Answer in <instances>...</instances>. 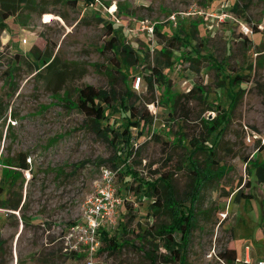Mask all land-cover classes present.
I'll return each mask as SVG.
<instances>
[{"label": "rangeland", "instance_id": "374dc122", "mask_svg": "<svg viewBox=\"0 0 264 264\" xmlns=\"http://www.w3.org/2000/svg\"><path fill=\"white\" fill-rule=\"evenodd\" d=\"M34 3L12 0L17 11L4 28L0 24V186L5 189L0 193V264H83L63 235L81 219L104 166L116 171L117 192L124 199L109 232L126 244L113 252L100 250L97 263L151 264L145 254L150 245L138 235L167 215H154L155 197L142 184L148 187L167 174L184 210L192 207L194 173L187 156L203 118L220 122L207 143L223 166L201 188L186 264H228L221 253L229 247L237 248L236 264H246L247 247L253 260L264 257V183L255 173L256 163L264 160V0H99V8L116 10L126 23L159 22L154 35L134 36L117 26L122 47H133L140 56L130 66H119L123 53L104 48L112 36L101 10L85 9L83 0ZM172 13L179 18L176 27L168 21ZM35 45L52 59L37 66L29 56ZM161 49L171 55V65H163ZM193 49L207 58L181 60L185 54L196 56ZM157 55L171 80L170 93L159 83L148 89L144 74L157 64ZM54 58L65 78L48 65ZM134 74L143 76L138 90ZM237 74L244 75L241 84L225 78ZM85 85L114 91L110 126L117 131L127 122L121 98L134 89L128 104L153 114V136L135 135L128 157L123 141L113 143L78 109V90ZM196 85L204 93L196 90L182 99L185 112L174 110L170 95H185ZM237 91L233 101L229 92ZM21 153L27 154L28 169L8 164ZM208 157L199 152L196 160L205 166ZM6 200L20 201L19 208H8L2 204ZM165 253L160 246L159 264H167Z\"/></svg>", "mask_w": 264, "mask_h": 264}, {"label": "trees", "instance_id": "16d2710c", "mask_svg": "<svg viewBox=\"0 0 264 264\" xmlns=\"http://www.w3.org/2000/svg\"><path fill=\"white\" fill-rule=\"evenodd\" d=\"M19 1L25 6H31L35 4L34 2H36L37 0ZM68 1L72 2L73 5H77L79 0ZM91 1L92 0H83L82 5L86 6ZM237 6L238 4L235 3L233 8L236 10ZM15 11H17V9L16 7L12 6V0H0V24L2 25V28H4L5 26V20L13 16ZM101 20L104 19L102 18ZM105 23L107 24L109 33L112 37L105 43L104 48H110L115 55L123 53V60H121V62L118 61L119 66L121 65V63L125 66H130L133 64L137 65L140 61L138 51L130 46L122 47V42L119 35V30L117 29V25L108 23L106 21ZM158 28L159 26L156 27V31ZM173 38L181 40L180 37L176 34ZM194 51L197 53L196 56L185 54L183 55L181 60L187 59L190 61L198 62L201 59L207 58L205 55H201L199 50ZM160 54L162 56H166V60L163 61V65L165 64L169 66L172 64V62L170 61L171 55L168 51L166 52L165 49H161ZM161 55H157L156 65H153V67L148 66L149 73H145L144 77L147 82L148 89L153 90L155 84L159 83L160 85H165L166 91L170 93L171 80L168 79L163 73L162 66L160 65ZM22 56L23 55L19 53L15 54L16 58H21ZM29 56H32L34 58V62L37 63V66L39 65V62L44 63L52 59V54H48L47 51L40 49L36 45L30 49ZM56 60L57 59L54 58L48 65L50 66V68L53 67V69L59 72L60 75L62 74L63 78H65L67 76V73L65 71L62 72V70H59V68L56 67ZM225 76V78H229L228 82H231L232 84H241L244 80V75L242 74H237L234 77L230 75ZM228 84L232 86V84ZM196 90L201 94L204 93L203 88L196 85L194 89H192L185 95H170V103L174 107V110L181 108V110L185 112L186 106L185 103H182V99L186 102L187 97L194 94ZM134 92V89L128 88L126 94L121 98L120 101L122 113H124L127 118V122L124 124L122 131H117L115 128H112L110 126L111 116L109 109L112 103L116 100V94L112 89L107 90L98 88L94 85H85L78 90L77 97L78 109L87 117L92 118L96 123L95 126L96 128H98V131L106 136V138L111 139L113 143L114 141H123V143H125V146L124 148H122V152H125L126 149L128 157H130L132 154L131 152H129V150L133 146L135 135L143 136L147 130V127H150L153 123V114L147 108L139 110L134 107V105L128 104V100L133 97V95L135 94ZM229 94L233 101H235L239 92H236L237 95H234L233 92H229ZM208 108L211 110H215L212 109L213 107L210 105ZM202 124L203 128L201 129V133L197 137H193L191 140V144L193 147L190 150L189 156H187L189 157L191 163L190 169L194 173L193 186H195V191L192 194V207H190L187 211L184 210V208L180 204V201L175 196V190L173 185L171 184V176L167 174L162 175L160 178L152 182L148 187L144 185V183H141L143 185L145 193L150 197H155L151 205L152 209L154 210V215L163 212L167 215L166 220L162 221L161 223L152 225L151 228L144 230L143 233L138 235L142 242L147 241V243L150 245L149 249L145 251V254L150 259L151 264H159L157 250L160 248V246H163L166 250L164 258L167 264H186L187 245L190 241L191 232L197 226L196 210L197 201L199 200L201 193V188L204 187L203 184H206L207 182L215 178L217 175L214 174V172H217L216 170L223 166L218 163L217 159H215L214 147L207 143L212 134L218 132L220 122L216 118H213L212 120L203 118ZM117 151L119 152V149ZM199 152H207L209 154V159L205 161V166H202V164L198 162V160H196V155ZM8 162L9 165L16 168H29V164L27 162V154L25 153L19 154V156H16ZM204 171L206 172V174L202 175V172ZM208 172L209 174L212 173V175L210 176L209 174H207ZM255 173L257 180L261 183H264V160L256 163ZM137 189H139V187H137ZM4 190L5 189L0 186V193H3ZM2 204H5L6 206H8V208L18 209L20 206V201L14 204H9L8 200H6V202ZM101 237L103 241V246L100 249L101 251L104 249H107L110 252L117 251L126 244L125 241H119L117 237L111 235L109 229L103 230ZM158 241H161L162 243H158ZM221 257L224 258L228 264H235V261L238 258L237 249L234 247L226 248L225 251L221 253Z\"/></svg>", "mask_w": 264, "mask_h": 264}, {"label": "built area", "instance_id": "2783aa9c", "mask_svg": "<svg viewBox=\"0 0 264 264\" xmlns=\"http://www.w3.org/2000/svg\"><path fill=\"white\" fill-rule=\"evenodd\" d=\"M98 4L99 0H92L85 6V9L94 10L95 8L101 10L104 21L125 27L134 36L144 33L155 34L156 27L159 24L158 21L140 20L136 24L133 21L126 23L116 10L105 6L101 9ZM168 21L176 27L179 22L177 13H172L168 17ZM142 80L143 76L141 74H135L133 76V88L138 90ZM152 125L147 127L144 136H153L155 131L152 130ZM134 144L137 147L139 146L137 143ZM115 176L116 171L113 169L105 166L101 169L100 178L95 184V190L85 201L81 219L74 223L63 235L67 249L77 256L83 257V264H98L96 257L103 246L102 231L115 226L117 223L119 209L123 205L124 199L117 192ZM245 263L264 264V258L258 259L255 263L245 258Z\"/></svg>", "mask_w": 264, "mask_h": 264}, {"label": "crops", "instance_id": "0c3cea01", "mask_svg": "<svg viewBox=\"0 0 264 264\" xmlns=\"http://www.w3.org/2000/svg\"><path fill=\"white\" fill-rule=\"evenodd\" d=\"M253 188L252 186H249L248 188ZM253 197H251V198H249V200H250V202H251V206H252V208L255 210V212L256 213H258L257 211V206L255 205V204H253L252 203V199ZM259 209V208H258ZM264 209V208H263ZM237 249V248H236ZM237 255H238V253H237ZM245 258L247 259H250L251 261H252V263H255V261H257L258 259H262V258H264V257H262V258H258V259H256V260H253V257H252V252H251V250H250V248L249 247H247L246 248V252H245ZM236 264V263H235ZM246 264H248V263H246Z\"/></svg>", "mask_w": 264, "mask_h": 264}]
</instances>
